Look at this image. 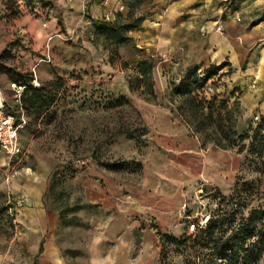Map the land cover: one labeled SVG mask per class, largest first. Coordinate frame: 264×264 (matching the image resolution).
<instances>
[{
  "label": "rangeland",
  "instance_id": "374dc122",
  "mask_svg": "<svg viewBox=\"0 0 264 264\" xmlns=\"http://www.w3.org/2000/svg\"><path fill=\"white\" fill-rule=\"evenodd\" d=\"M134 1L125 0L120 18L131 10L144 19L124 43L113 44L92 23L80 22L72 33L61 27L62 36L40 44L16 24L26 14L38 17L48 1L0 0V67L6 76L30 82L28 60L44 63L47 48L52 52L48 64L58 73L56 85L48 86L54 95L41 109L28 106L30 92L25 101L21 97L27 117L19 133L23 151L11 157L0 151V264H242L213 253V241L199 238L198 230L212 216L225 217L224 227L231 222L237 229L251 209H264V156L224 149L212 141L201 145L184 120V96L171 92L187 70L176 72L178 55L158 49V37L169 31L175 37L168 43L174 41L178 48L190 43L182 21L205 0H141L130 9ZM170 14L171 22L166 20ZM179 21L180 30L175 27ZM227 57L207 79L212 90L201 96L226 101L233 137L259 124L264 134V112L245 100L246 86L235 78L237 68ZM143 59L153 63L152 93L139 80ZM199 69L202 73L204 66ZM162 112L184 125L199 146H158L153 137ZM147 167L182 182L185 199L170 226L160 228L145 211L131 217L130 224L136 223L131 228L108 229L112 211L86 199L85 179L96 178L99 169L124 184H141ZM145 231L151 236L146 234L144 243ZM244 231L245 244L262 245L251 264H264V214L254 235ZM229 233L230 228L225 236Z\"/></svg>",
  "mask_w": 264,
  "mask_h": 264
},
{
  "label": "crops",
  "instance_id": "0c3cea01",
  "mask_svg": "<svg viewBox=\"0 0 264 264\" xmlns=\"http://www.w3.org/2000/svg\"><path fill=\"white\" fill-rule=\"evenodd\" d=\"M47 1L51 5L47 13L42 9L38 17L26 14L18 19L16 24L28 36L40 41V44L50 37L62 36L61 27L72 33L76 30L75 24H90L91 21L86 17L106 19L105 7L101 5V0ZM121 1L125 4V0ZM225 1L227 0L220 3L216 0H205L197 8L189 9L187 21H182L185 24V38L191 39L185 48L176 47L174 41L168 43V38L175 37L173 31H169L158 37V49L167 56L172 53L178 55V62L173 67L176 72L186 71L196 65L206 67L212 63L218 64L228 56V60L237 68L235 78L246 86L248 97L245 100L251 99L253 105L258 106V111L264 112V0H229L228 3ZM116 16L117 14L109 19L112 20ZM167 16L169 19L166 20L171 22L173 15ZM237 17L240 19L237 20ZM217 21L222 23L221 31L215 29ZM178 23L174 25L180 30L181 22ZM2 47L0 42V51ZM44 52L52 56L50 49L47 48ZM28 65L38 85L54 79L58 74L46 61L32 64L28 60ZM242 68L240 75L239 70ZM11 82L13 81L0 67V86L4 90L7 106L9 101L13 105L9 107L10 110L7 107V111L18 117L19 106L13 98ZM22 132L24 128L20 131ZM153 139L158 146L166 148L196 149L199 146L198 139L189 134L184 125L172 122L167 113L163 112L160 114V122L156 126ZM21 141L19 138L23 147ZM96 174V178L85 179L84 194L89 201L99 203L103 208L112 211V218L107 226L110 230L121 231L135 226V222L130 224L131 217L145 211L154 217L160 228H168L174 212L185 199L186 194L182 182L178 181L179 178H172L171 175L163 174L152 167L144 170L141 184H124L114 179L106 170L98 169ZM146 234L151 236L149 231H145L144 243Z\"/></svg>",
  "mask_w": 264,
  "mask_h": 264
},
{
  "label": "trees",
  "instance_id": "16d2710c",
  "mask_svg": "<svg viewBox=\"0 0 264 264\" xmlns=\"http://www.w3.org/2000/svg\"><path fill=\"white\" fill-rule=\"evenodd\" d=\"M141 3V0H135L129 7H137ZM51 5L49 2L45 3L44 13H47L48 8ZM119 13H116L119 16ZM93 26L96 28L99 34H102L113 44L124 43L131 38L129 32L140 26L144 19L143 15H134L130 10L126 17H115L114 19H90ZM199 65L193 68L187 69L185 74L180 77L178 82L173 84L171 88L172 93L184 96V103L186 104V121L192 134L196 135L201 141V145L206 141H212L215 145L227 149L235 148L237 152L246 150L249 154L262 157L264 156V134L260 133L259 127L252 128L249 125L247 128L241 130L236 137H233V132L230 131V114L231 111L227 109L224 99H215L207 101L201 95L208 93L206 91V82L211 74H214L221 65H208L204 67L202 73ZM153 63L151 59H143L139 64V80L143 86V90H150L152 93L153 79H152ZM201 73V74H200ZM14 82L25 85L22 93V99L25 101V94L30 92L28 96V106L36 105L41 109L46 104L47 100H51L53 93L48 86L56 85L57 79L49 80L46 85L39 86L33 84V78L29 82L26 78H18V76H12ZM29 89V90H27ZM207 102V103H206ZM207 104V106H205ZM264 120V116H261ZM194 127L191 129V127ZM258 136L260 138H258ZM258 140L256 141V139ZM248 140V143L246 142ZM264 214V209L253 208L251 209L246 221L238 222V228L235 226L227 225L224 227V218L220 216H212L208 219L206 227L199 229V238L207 239L209 242L213 241L212 251L213 253L221 254L225 257L231 256L242 262V264L254 263L261 254L262 245L259 241L254 244H245V236L241 232L244 230L249 232L248 237L254 235L253 231L256 228L257 222ZM230 233L225 236L228 229ZM241 233V236L237 237V234ZM225 236V237H224ZM185 240V238H183ZM42 251L41 246L39 252Z\"/></svg>",
  "mask_w": 264,
  "mask_h": 264
},
{
  "label": "built area",
  "instance_id": "2783aa9c",
  "mask_svg": "<svg viewBox=\"0 0 264 264\" xmlns=\"http://www.w3.org/2000/svg\"><path fill=\"white\" fill-rule=\"evenodd\" d=\"M101 5L105 7V18L109 19L116 13L125 9V4L121 0H101ZM240 18L237 17V20ZM215 29L217 31L222 30V23L216 22ZM51 38V37H50ZM49 38V39H50ZM43 61L49 62L51 60L50 54L47 52ZM180 78H177L178 82ZM33 84L38 85V82L33 79ZM10 88L13 92V98L19 106V116L9 113L7 111V100L3 88L0 86V151L8 156H14L23 151V147L19 142V133L27 124V117L24 114V110L21 104V97L25 85L11 82ZM212 87L210 84L206 85V91L210 92ZM202 190V189H201Z\"/></svg>",
  "mask_w": 264,
  "mask_h": 264
}]
</instances>
